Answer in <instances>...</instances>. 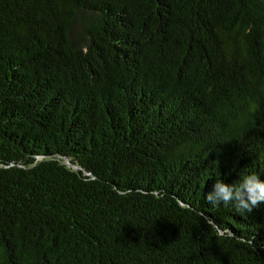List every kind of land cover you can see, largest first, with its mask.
<instances>
[{"label":"trees","instance_id":"trees-1","mask_svg":"<svg viewBox=\"0 0 264 264\" xmlns=\"http://www.w3.org/2000/svg\"><path fill=\"white\" fill-rule=\"evenodd\" d=\"M264 0H0V264H264Z\"/></svg>","mask_w":264,"mask_h":264},{"label":"clouds","instance_id":"clouds-1","mask_svg":"<svg viewBox=\"0 0 264 264\" xmlns=\"http://www.w3.org/2000/svg\"><path fill=\"white\" fill-rule=\"evenodd\" d=\"M213 188L214 191H209L206 196L213 206L233 204L238 211L252 213L264 203V179L257 174H244L231 185L218 179Z\"/></svg>","mask_w":264,"mask_h":264}]
</instances>
